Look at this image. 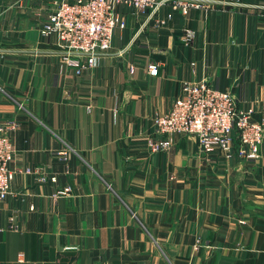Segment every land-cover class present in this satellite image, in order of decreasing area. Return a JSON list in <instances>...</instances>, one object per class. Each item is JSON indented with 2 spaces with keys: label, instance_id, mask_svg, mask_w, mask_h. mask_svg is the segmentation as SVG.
I'll use <instances>...</instances> for the list:
<instances>
[{
  "label": "crops",
  "instance_id": "obj_1",
  "mask_svg": "<svg viewBox=\"0 0 264 264\" xmlns=\"http://www.w3.org/2000/svg\"><path fill=\"white\" fill-rule=\"evenodd\" d=\"M195 1L118 6L110 49L77 72L41 34L53 0H0V121L17 123L0 264H264V142L251 161L183 134L147 147L186 81L264 118V0Z\"/></svg>",
  "mask_w": 264,
  "mask_h": 264
},
{
  "label": "built area",
  "instance_id": "obj_2",
  "mask_svg": "<svg viewBox=\"0 0 264 264\" xmlns=\"http://www.w3.org/2000/svg\"><path fill=\"white\" fill-rule=\"evenodd\" d=\"M165 0H53V8L42 23L41 34L52 35L66 65L80 69L94 66L97 56L111 47L114 28L123 25L117 12L126 5L138 12L154 15ZM173 7L182 14L197 7L195 0H173ZM193 32L186 29L184 41ZM158 65L148 64L155 75ZM254 108H237L232 93L217 89L205 80L186 81L181 95L170 108L152 118L153 136L147 147L151 152L165 150L173 143V136L187 135L197 141L205 153L219 152L223 157L254 160L264 142V118L253 119ZM17 128L14 121H0V198L11 192L14 158L11 133ZM59 190L58 194L65 193Z\"/></svg>",
  "mask_w": 264,
  "mask_h": 264
}]
</instances>
